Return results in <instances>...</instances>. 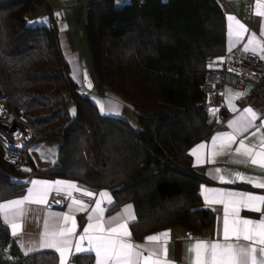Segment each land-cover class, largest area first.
Here are the masks:
<instances>
[{"label": "trees", "instance_id": "16d2710c", "mask_svg": "<svg viewBox=\"0 0 264 264\" xmlns=\"http://www.w3.org/2000/svg\"><path fill=\"white\" fill-rule=\"evenodd\" d=\"M46 19V23L40 21ZM85 34L99 92L131 103L140 129L104 116L70 77L48 0H0V82L10 109L57 145L56 162L17 169L2 159L0 203L21 197L31 173L108 189L115 208L132 203L137 240L182 228L201 235L213 223L190 149L218 123L203 89L208 59L226 53L227 20L218 0H89ZM73 110L75 114L73 115ZM92 254L73 264H94ZM0 264H59L52 251L24 255L0 217Z\"/></svg>", "mask_w": 264, "mask_h": 264}, {"label": "snow or ice", "instance_id": "6c2138e0", "mask_svg": "<svg viewBox=\"0 0 264 264\" xmlns=\"http://www.w3.org/2000/svg\"><path fill=\"white\" fill-rule=\"evenodd\" d=\"M55 15L59 18L63 13L56 12ZM255 15L264 18V0H257ZM227 21L228 50L231 52L244 41L249 29L234 15H228ZM40 22L46 23V19L36 21V23ZM66 27L62 25L61 30ZM244 51L264 60V19L260 21L259 36L255 31L251 32L244 44ZM208 67L211 68L212 65L209 64ZM229 71L235 70L230 68ZM73 78L80 82L78 76L74 75ZM83 82L88 88L92 87L86 71L83 73ZM243 95L236 92L234 97H229L228 107L239 115L228 123L230 131L220 132L212 137V151L208 162L215 163L214 157L227 150L228 155L237 165H251L264 171V134L260 136L258 143L246 142L250 136H256L264 129V116L251 107H244L242 110L237 108L232 101ZM0 98L6 99V97ZM98 106L102 115L119 114L120 105L112 99L98 102ZM218 110L213 108L211 112L215 115ZM0 114L8 116L7 110L3 107H0ZM74 114L75 110H73ZM257 120H260L259 125L256 123ZM205 147L206 145L201 143L191 152L197 165L205 162L202 152ZM220 172V168L213 170L215 174ZM233 176L234 179H225L223 175H218L216 178L225 184L239 180L256 189H264V176H246L240 172L233 173ZM29 183L31 187L27 189V194L23 198L0 203L2 223L10 227L13 237H19V246L25 249V255L39 247L54 249L59 254V264H69V258L79 253H94L95 264H175L168 259L167 242L170 239V230L147 236L143 244L132 240L129 225L136 222L132 205H126L116 215L105 218V213L115 206L113 196L108 191L95 193L68 180L35 179ZM53 191L57 194L64 193L70 199L71 202L67 205L68 212L45 211L42 231L38 238L28 237L27 234L21 236L23 218L30 211L33 213L44 211L43 208L30 209L25 206H47L49 195ZM73 193H80L90 198L98 196V199H95L89 211L90 205L77 199ZM201 194L206 203L222 204L224 207L220 227L221 238L195 240L188 244L184 250L183 264H264V194L204 186ZM242 208L260 213L261 216L259 219L242 218L240 215ZM82 212L88 213V223L83 228V232L77 236L75 214ZM85 241L87 247L84 246Z\"/></svg>", "mask_w": 264, "mask_h": 264}, {"label": "crops", "instance_id": "0c3cea01", "mask_svg": "<svg viewBox=\"0 0 264 264\" xmlns=\"http://www.w3.org/2000/svg\"><path fill=\"white\" fill-rule=\"evenodd\" d=\"M218 1L220 5L222 6L223 10L225 11L226 20H227L228 15H234L238 20L241 21V23H243L249 29V33L245 34L244 41L238 44L235 48H233L231 52L228 50L229 41H228V35H227L226 53L223 57L217 58L214 60L215 68H220L222 66L224 58L226 54L228 53L237 52L241 55L249 54V52L244 51V44L247 42L251 32L255 31L257 35L259 36L260 21L264 19L262 17L255 15L257 0H218ZM48 4L50 7V14L54 20V25L58 33L59 43H60L64 58L70 68V77L78 85L80 91L84 95L89 97L92 101H94L97 105H98V102H106L109 99H112L119 103L120 105L119 114L104 115V116L122 117L125 119L126 117L125 115L130 114L136 117L137 113L135 111L134 106L131 103L127 102L125 99H123L116 93L111 92L109 90H105L103 92H99L98 90V82H97V79L93 71L94 63H93V59L91 56V51H90V47L87 41V37L85 34V23L87 20V9L89 5V0H48ZM56 12H62L63 15L58 18L55 15ZM227 24H228V21H227ZM62 25H66L67 27L64 30H61ZM77 65H78V71H77ZM85 71L88 74V78L92 82L91 88H88L86 84L83 82V73ZM74 75L78 76V79L80 82H78L77 79L73 78ZM252 85H253L252 82H250L247 85V87L242 91L234 88L231 85H227L225 87L223 96L216 99V103L222 104L223 106L222 120L218 123L217 129L215 130V132L211 135L209 139L197 143L189 151V154L191 155V152L198 145H200L201 143H204L206 145L205 149L202 150L203 158L205 161L204 163L197 165L195 161V157L191 155V158H192L193 168L199 174L205 177L207 181H209V182H203L200 184L199 193L202 197L204 205L213 211V223L211 227L206 229L201 235L191 234L190 232H187L184 229L179 228V227L172 228V229H166V230H170V239L167 242L168 259L170 261H174L175 264H183L184 250L188 244L193 243L195 240H210V239H220L221 238L220 227H221L224 207L222 204L206 203L201 194L202 186L207 187V188L225 189L228 191H250L254 194H264V189H256L252 187L251 185L241 182L239 180H237L235 183L225 184V183L219 182V179L216 178L218 175H223L225 179H234L233 173H236V172L243 173L246 176H250V175L264 176V171L260 170L259 168H254L251 165H248V166L237 165L236 163L233 162V158L228 155L227 150H225L223 153H218L214 157L215 163L208 162V159L211 157V151H212L211 149L212 137H214L217 133L230 131V129L228 128V123L239 115V113L233 112L228 107L229 97H234V93L236 92L243 93L244 95L242 97L247 96L249 92L251 91ZM239 98H234L232 102L236 105L237 108H240L242 110L243 108H241L238 105ZM248 107H251L253 110L260 113L261 116H264V104L263 103L259 101H254ZM210 114L212 118H215V115H213L212 112ZM256 123L257 125H259L260 120H257ZM262 134H264V129H262L260 133H257L256 136H250L249 140L246 142L250 144L258 143L259 138ZM39 144L41 145V147H43V149H46L45 147L49 146V151L51 150V156H49V153H50L49 152L45 156L43 162H41L40 164L34 163L35 167L38 170H45L49 167H52L53 164L56 162L57 145L50 144V143H39ZM234 147L235 146H233V148ZM46 151H48V149H46ZM215 168H220L221 172L219 174L213 173V170ZM210 173H213V174H210ZM35 179L47 180V181L68 180V181H73L77 183L78 185L83 186L95 193H99L101 191H108L113 196L115 206L117 203L114 195L112 194L110 190L90 188L74 180L55 178V177L33 172L26 180H24V182L28 184V188H29L31 187V184L29 182ZM53 193H56V192L55 191L51 192L49 195V198ZM26 194H27V190L23 196H25ZM76 194L81 196L77 199H81L85 203L90 205L89 211H91V206L94 205L95 199H98V196L95 198H90V197L83 196L80 193H76ZM23 196L15 198V199L23 198ZM49 198H48V202H49ZM7 201H4L2 203H6ZM70 202L71 201H69L68 204H70ZM67 205L64 209H52V208H49L48 205L47 206L26 205L25 207L27 208H30V209L43 208L44 211H40L38 213H33L30 211L22 220L23 228L20 232V235L23 236L24 234H27L28 237L38 238L39 234L42 231L44 212L45 211L52 212V213L68 212ZM126 205H132L134 207L132 203L124 204L118 208H115L114 206L113 208H110L109 211L105 213V218L107 219L112 215H116L117 213L122 211V209ZM134 210H135V207H134ZM135 214H136V210H135ZM75 215H76V221H77V233L76 234L77 236H79L83 232V228L86 227L88 223L87 221L88 213L82 212V213H76ZM240 215L242 218H254V219H259L261 216L260 213H254V212H251L243 208L240 211ZM1 220H2V217H1ZM136 222H137V214H136ZM132 225L133 224L131 223L129 225L131 231H132ZM8 228L11 233L10 227ZM166 230L154 232V233L148 234L147 236L158 234ZM147 236H145L142 240H137L132 231V240L135 243H139V244L145 243ZM13 238H15L17 242L19 241V237H13ZM18 245H19V242H18ZM84 246L87 247L86 241L84 242ZM19 248L21 252L25 255V249H22L20 246ZM40 251H52L56 253L54 249H40L39 247H37L35 250L28 252L27 255L35 253V252H40ZM56 254L59 260V254L58 253ZM80 254H89V253H79L75 255H80ZM75 255L69 258V264H73L72 259ZM92 255L95 257L94 253H92ZM94 264H95V260H94Z\"/></svg>", "mask_w": 264, "mask_h": 264}, {"label": "built area", "instance_id": "2783aa9c", "mask_svg": "<svg viewBox=\"0 0 264 264\" xmlns=\"http://www.w3.org/2000/svg\"><path fill=\"white\" fill-rule=\"evenodd\" d=\"M214 63L213 58L208 59V65L211 64L212 67H208L203 89L206 93L207 110L211 113V109H219L214 118L217 123L222 120L223 106L217 104L216 99L223 96L227 85L242 91L252 82L251 91L247 96L238 99V105L244 108L254 101L264 104V60L251 53L241 55L232 52L226 54L220 68H215ZM230 68L235 71H229ZM0 88L2 93L0 97H6L1 83ZM0 107L6 109L8 113V116L0 114L2 159L17 169L24 168L29 161V149L35 142V130L25 117L15 114L10 109L6 99L0 98ZM73 195L76 198L81 197L76 193ZM69 201L65 194L53 193L49 198L48 206L52 209H64Z\"/></svg>", "mask_w": 264, "mask_h": 264}, {"label": "rangeland", "instance_id": "374dc122", "mask_svg": "<svg viewBox=\"0 0 264 264\" xmlns=\"http://www.w3.org/2000/svg\"><path fill=\"white\" fill-rule=\"evenodd\" d=\"M129 1L130 0H116V6L117 7H122L126 3H128ZM3 91H4V89H3ZM4 93H5V91H4ZM125 116H126L125 119L130 123L131 127H133L135 130H139L140 129V124L138 122L137 115H136V117L133 116V115H130V114L129 115H125ZM45 148L48 149V151H46V149H43V147H41V145L39 143H34L30 147V149H29V156L34 161V163L40 164L41 162H43L45 156L49 152H50L49 153V156H51V151H49V146H46Z\"/></svg>", "mask_w": 264, "mask_h": 264}, {"label": "water", "instance_id": "95a60500", "mask_svg": "<svg viewBox=\"0 0 264 264\" xmlns=\"http://www.w3.org/2000/svg\"><path fill=\"white\" fill-rule=\"evenodd\" d=\"M0 96H2V93H1V91H0Z\"/></svg>", "mask_w": 264, "mask_h": 264}, {"label": "bare ground", "instance_id": "6f19581e", "mask_svg": "<svg viewBox=\"0 0 264 264\" xmlns=\"http://www.w3.org/2000/svg\"><path fill=\"white\" fill-rule=\"evenodd\" d=\"M0 90H1V88H0Z\"/></svg>", "mask_w": 264, "mask_h": 264}]
</instances>
